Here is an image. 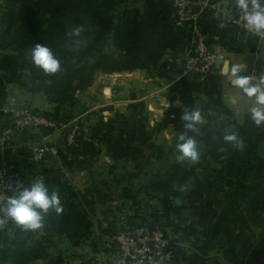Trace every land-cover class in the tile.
Returning <instances> with one entry per match:
<instances>
[{
  "label": "crops",
  "instance_id": "1",
  "mask_svg": "<svg viewBox=\"0 0 264 264\" xmlns=\"http://www.w3.org/2000/svg\"><path fill=\"white\" fill-rule=\"evenodd\" d=\"M190 1L195 17L180 22L174 0H0V167L14 193L39 178L63 204L37 231L2 223L0 264H95L140 225L166 232L178 264H264V127L249 143L255 97L228 75L240 64L264 87V36L234 4ZM195 26L217 54L203 78L186 66ZM37 43L60 71L31 62ZM19 106L52 112L56 126L8 135ZM196 108L206 122L193 133L182 114ZM186 131L198 141L195 162L176 158ZM44 142L60 152L36 160Z\"/></svg>",
  "mask_w": 264,
  "mask_h": 264
},
{
  "label": "clouds",
  "instance_id": "2",
  "mask_svg": "<svg viewBox=\"0 0 264 264\" xmlns=\"http://www.w3.org/2000/svg\"><path fill=\"white\" fill-rule=\"evenodd\" d=\"M238 7L243 11L245 26L254 34L264 36V0H237ZM74 35L79 36L80 29L74 30ZM31 62L42 69L46 74H55L61 70V61L54 51L41 43H37L29 53ZM229 65L225 61V66ZM223 72L224 69L222 68ZM243 66L232 64L228 67V75L235 87L242 90L249 97H255V102L249 108L251 119L256 125L264 124V87L261 84L251 83V78L241 75ZM182 120L185 122V129L199 132V125L206 122V117L199 109L184 110ZM224 139L239 144L235 132L225 129ZM177 160L180 162H195L200 157L199 145L194 135L184 132L177 137L176 143ZM4 214L17 226L24 230L37 231L44 224V217L49 211L57 214L63 212V204L57 191L50 190L47 184L37 178L27 186L20 184L17 191L6 201Z\"/></svg>",
  "mask_w": 264,
  "mask_h": 264
},
{
  "label": "built area",
  "instance_id": "3",
  "mask_svg": "<svg viewBox=\"0 0 264 264\" xmlns=\"http://www.w3.org/2000/svg\"><path fill=\"white\" fill-rule=\"evenodd\" d=\"M251 3V0H249ZM234 4L238 8L240 19H244L243 11L238 7L237 0H218L212 6L217 11H221L228 5ZM174 6L180 22L190 21L195 17L190 0H174ZM196 31H197V26ZM197 54L187 59V70L196 72L200 77H204L216 59L217 54L211 51L205 41V37L197 31L196 41ZM13 113V124L7 130L9 135L13 131L31 130L36 133L44 132L46 127L56 126V122L44 114L36 112L29 107H15L11 109ZM76 127H72L67 133L68 143H72L76 134ZM60 149L56 145L44 142L35 148L34 157L36 160H43L45 156L58 155ZM10 170L0 167V224H10L12 221L4 214L3 208L6 201L14 194V187L10 182ZM120 243V249L116 254L104 255L95 264H166L174 258V253L170 248V239L166 232L160 228H150L140 225L131 231L120 233L116 236Z\"/></svg>",
  "mask_w": 264,
  "mask_h": 264
},
{
  "label": "trees",
  "instance_id": "4",
  "mask_svg": "<svg viewBox=\"0 0 264 264\" xmlns=\"http://www.w3.org/2000/svg\"><path fill=\"white\" fill-rule=\"evenodd\" d=\"M36 112L44 114L46 117H48L50 119H55L53 113L50 112V111H42L41 112V111L37 110ZM262 127H264V124H261V125L258 126V125L255 124V122H250V123L246 124V126H245V135H246L247 140H248L249 143H252L255 140L258 131ZM0 207H1V205H0ZM1 218H2V216L0 215V220H1ZM2 228H3V225L0 224V229H2Z\"/></svg>",
  "mask_w": 264,
  "mask_h": 264
},
{
  "label": "water",
  "instance_id": "5",
  "mask_svg": "<svg viewBox=\"0 0 264 264\" xmlns=\"http://www.w3.org/2000/svg\"><path fill=\"white\" fill-rule=\"evenodd\" d=\"M195 9H196V7H195ZM244 21V23H245V20H243ZM11 181H12V183H14V185L15 186H17L18 184H19V178L18 177H13L12 179H11ZM185 216H187V214H188V210L187 209H185ZM152 227L154 228L155 227V225H152ZM166 264H178V262L177 261H171V263H166Z\"/></svg>",
  "mask_w": 264,
  "mask_h": 264
}]
</instances>
